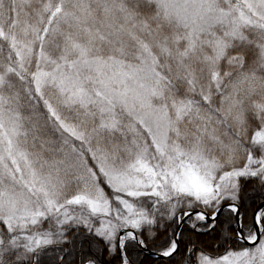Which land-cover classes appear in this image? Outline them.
<instances>
[{
	"label": "snow or ice",
	"instance_id": "obj_1",
	"mask_svg": "<svg viewBox=\"0 0 264 264\" xmlns=\"http://www.w3.org/2000/svg\"><path fill=\"white\" fill-rule=\"evenodd\" d=\"M0 264H264V0H0Z\"/></svg>",
	"mask_w": 264,
	"mask_h": 264
}]
</instances>
